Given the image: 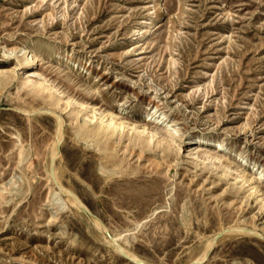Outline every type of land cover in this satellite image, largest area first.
<instances>
[{"label":"rangeland","instance_id":"374dc122","mask_svg":"<svg viewBox=\"0 0 264 264\" xmlns=\"http://www.w3.org/2000/svg\"><path fill=\"white\" fill-rule=\"evenodd\" d=\"M23 47L34 65L21 62ZM43 78L61 94L38 89ZM81 103L168 140L125 137L131 153L119 155L140 178L106 190L96 171L76 177L87 145L67 122L58 148L89 208L56 212L46 169L56 119L43 108L77 122ZM216 142L231 169L207 157ZM263 198L264 0H0V264H143L107 242L116 232L154 264H264L263 232L223 239V229L193 261L218 227L264 212Z\"/></svg>","mask_w":264,"mask_h":264},{"label":"bare ground","instance_id":"6f19581e","mask_svg":"<svg viewBox=\"0 0 264 264\" xmlns=\"http://www.w3.org/2000/svg\"><path fill=\"white\" fill-rule=\"evenodd\" d=\"M148 30L149 28H145L144 33H147ZM19 51L22 52L21 62L25 66L34 65L36 62L35 49H25L23 47ZM30 77L31 74L27 75L25 79L30 80ZM46 83V79L43 78L42 80L37 81L36 85H38V89L40 90L46 87L50 88V96L54 97V95L57 94L58 89L53 88L52 86L50 87V84L47 86ZM58 94H61V92L59 91ZM59 100H61V97L57 95L56 101L59 102ZM71 102L72 99L68 98L67 103L71 104ZM22 108L25 110L30 109L23 106ZM43 109H45V112L51 113L56 119V134L54 139L47 146L48 156L46 167L48 179L51 181L48 191L47 204L50 205L56 212L64 210L76 212L84 211L85 207L87 209L89 208V205L75 190V186H78V182H75V179H73L71 173H69L70 167L65 165L64 156L60 153L58 148L59 144L65 141V125L67 122H70L74 129V143L76 145H81L83 143L87 145L83 149V154L79 156V170L76 172V177L80 181H83L81 179L82 176L86 177L96 171L97 177L104 179L105 183H108L106 190H110L114 184H127L128 182L136 181L140 178L137 174L139 167L130 164L129 161L126 160V155H124V157L119 155L120 150H123L124 153H126V151L131 153L129 150V144L128 146L123 145V139L125 137L129 138L130 143H132L133 146L138 145L143 141H146L150 146H156L162 141L168 140L166 136L161 134L158 127L149 128L143 124L135 125L116 116L112 112H97L94 109L93 114L90 115L88 114V106L84 103L80 104L78 113H82V115L77 122L69 117H65L66 113H63L62 109L58 108V106L46 107ZM154 113L156 114L157 112L154 111ZM155 122L156 124H161L162 119H158ZM127 127H130V129L126 130ZM130 130H133L135 134L130 135ZM215 145V154H209L207 157L212 160L219 161L225 166V168L231 169V161L226 160V163H224L219 156V154L222 153L221 150L223 149L224 144L222 142H216ZM88 154L91 156L89 157ZM24 158V156H20L21 160ZM238 175L243 178L246 183L253 181L252 183L255 184L251 187L252 191H257L258 184H256V182L258 180H253L251 175H247L244 168H241L238 171ZM33 179L34 176L32 179H29L28 182L32 184ZM262 200L264 205V198ZM191 216L192 211L187 207V202H184L182 205V212L180 214L181 222L183 224H187L188 221H190ZM92 220H94L96 227H99L98 229L104 230V233L105 231L107 232V228L101 220L96 217ZM222 229L228 232L223 239L227 237L246 239L252 238L253 235H258V233L261 232L264 233V212L263 210H259L253 213L250 222L244 221L238 223V225L234 228H223V226L218 227L215 230V233L204 242L202 249L195 257V260H193L194 262L200 263L204 260V258H206L211 247L219 241L215 237ZM105 238L108 243L116 248V250L128 255L134 261L141 262L143 264H154L150 261L142 259L137 254L129 250V248L125 246L127 238L122 236L121 233L116 232L112 237L105 235Z\"/></svg>","mask_w":264,"mask_h":264}]
</instances>
